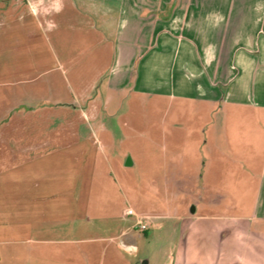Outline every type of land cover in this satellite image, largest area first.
I'll list each match as a JSON object with an SVG mask.
<instances>
[{"label":"crops","instance_id":"1","mask_svg":"<svg viewBox=\"0 0 264 264\" xmlns=\"http://www.w3.org/2000/svg\"><path fill=\"white\" fill-rule=\"evenodd\" d=\"M25 2L40 26L41 15L51 16L52 29L57 27L53 16L63 14L60 25L71 31L66 35L74 36L64 43L68 47L82 39L86 47L82 69L91 68L92 73L95 63H101L98 79H102V88L71 87L59 100L52 81L16 90L17 86L11 87L22 80H11L5 66L13 60L2 57L0 172L14 165L27 167L44 151L64 152L68 163L87 153L80 149L74 153V148L91 138L99 144L102 174L113 164L119 168L137 165L131 150L117 156L110 150L117 139L116 127L128 123L135 106L131 104L129 113H124L126 102L132 96L134 102L143 97L147 106L149 97L151 103L161 99L163 104V187L191 190L194 195L179 203L175 213L137 211L128 205L121 215H115L108 210L101 183L96 203L101 213L90 215L95 186L78 180L68 187L72 190L68 201L62 199L63 192L55 195L54 203L67 212L51 218L59 223L51 230L50 241L73 245L66 251V264H90L80 244L91 239L102 242V237L89 236L94 220H101L105 228L107 217H129V207L137 215L129 226L119 223V235H129L128 243H119V251L139 255L130 231L140 217L149 222L147 233L152 227L164 228L157 219H174L182 232L168 246L166 261L154 264H258L264 253V0H11L8 4L20 11V6L26 9ZM1 9L5 26L6 13ZM96 45L100 47L97 54L92 53ZM57 67L68 87V70L62 64ZM78 69L72 66L74 74ZM49 70L38 72L33 79ZM29 117L34 132L44 125L49 137L42 140L14 133ZM13 140L21 143L16 149L11 147ZM35 188L42 185L18 188L19 222L28 226L31 243L37 241L33 235L42 215L36 194L27 191ZM51 200L48 197V205L54 204ZM76 206L85 207V213L80 214ZM108 263L116 264L114 257ZM142 264H152V258L143 259Z\"/></svg>","mask_w":264,"mask_h":264},{"label":"rangeland","instance_id":"2","mask_svg":"<svg viewBox=\"0 0 264 264\" xmlns=\"http://www.w3.org/2000/svg\"><path fill=\"white\" fill-rule=\"evenodd\" d=\"M10 2L11 0H0V11L3 10L1 9L3 7L7 22L5 26H2L3 20L2 14H0V80H2V57H11L13 61L7 63L5 70L11 75L12 81L22 80L18 85L15 84L11 87L13 89L17 86L16 90L20 88L29 90L35 85H39V83L52 81L56 83V91L59 95L56 98L59 100L60 97H65L67 90L71 87L78 90L92 85L97 91L99 87L102 88V79H98L101 63H95L97 67H94L92 73L90 72L91 68L88 70L82 69L86 65V62L84 65L82 63V52L86 48L82 39H75L73 45L68 47L67 42L64 43L66 39L73 41L74 36H71V33L66 35L71 31L67 32L66 27L60 25L65 20L63 14L53 16V21L57 24V27L51 29L50 15L47 17L41 15L43 16V26H40L26 2V9L23 10L20 6V11H17V8L14 9V4H10L9 7L8 3ZM61 20L63 21L60 22ZM88 33L92 36L94 34L93 32ZM60 39L63 43L61 45ZM92 48V53H99L100 47L96 45ZM61 64L68 70L67 76L70 82L68 87V80L63 78L57 67ZM73 65L79 68V71H76L75 74L72 71ZM47 69L50 70L43 77L33 79L38 72ZM22 75L26 77L22 79L17 77ZM141 98L139 97L138 101L134 102L135 97L132 96L130 102H126L125 109L127 110L124 109V113H129L128 108L131 104H135V106L131 109L130 118L127 119L128 123L126 121L125 126L116 127L117 139L112 150H110L111 154L115 153L116 156L119 153L123 154L127 150H131L137 157V165L119 168L113 164L114 167L111 170H107L102 174L99 144L91 138L81 144L80 148H74V153L78 149H80V153L84 150L87 153L84 156L80 155L79 158L74 157L68 163H66L64 152L45 154L44 151V155L34 159V163L27 167L18 168L14 165L10 169L0 172V264H66L68 261L66 251L71 247L73 248V245L67 242L50 241L53 239L50 232L59 223L51 218L58 219L67 212L65 207L54 203L57 201L55 195L63 192L62 199L68 201L72 191L68 187L75 186L78 182L84 181L86 183L88 181V185L94 184L95 186L91 190L95 202H91L90 215L101 213V206L98 207L96 204L101 197V183H104L105 200L109 204L108 210L115 215H121L122 209L128 205H132L137 211L166 213L170 210L175 213L181 207L179 203L181 204L187 197L192 198L194 196L191 190H167L163 187L162 145L160 142L163 104L161 99H154L151 103L148 97L146 106L147 99ZM37 128L39 129L34 132L33 118L29 117L22 121L19 132L15 128L14 133L25 134L26 138L30 135L37 136L42 140L49 137L48 127L42 125ZM120 137H122L121 142L118 141V139H121ZM149 137H153L155 140L149 142ZM19 144L21 143L13 140L11 147L16 149ZM22 144L27 143L22 142ZM81 169L83 170L82 173L80 172ZM34 183L41 184L42 188L27 191L36 194V198L40 201L38 207L41 208L42 215H39L41 219L37 223L39 227L36 235H33L37 241L31 243V241H28L30 236L28 226H21L23 223L19 222L21 197H19L18 188L22 185L33 187ZM48 197L52 199L49 203H54L53 205H48ZM84 208L76 206L75 210H79L80 214H84ZM131 219L135 220V215L127 218L107 217V227L105 228L101 226V220H94L95 224L89 236L90 238L102 237V242L101 239L99 241L91 239L80 244L87 251L90 264H98L101 259L105 261V264H109L111 257H114L116 264H142V260L146 258H152V264L166 261L164 256L167 259L168 246H172L174 242H177L180 235L178 233L182 232L179 228L180 224L174 219L160 218L156 222H163L164 228L156 229L152 227L148 233L137 228L135 230L131 229L130 235L139 247V255L133 256L124 251H119V243L122 240L128 243L129 235H119L117 231L119 223L129 226L131 225ZM75 245L77 246V244ZM258 261V264H264V253Z\"/></svg>","mask_w":264,"mask_h":264},{"label":"built area","instance_id":"3","mask_svg":"<svg viewBox=\"0 0 264 264\" xmlns=\"http://www.w3.org/2000/svg\"><path fill=\"white\" fill-rule=\"evenodd\" d=\"M126 214L129 216L137 215L136 211L132 207L127 208ZM135 228L142 232L147 231L149 229V222L145 220V218L140 217L136 223Z\"/></svg>","mask_w":264,"mask_h":264}]
</instances>
